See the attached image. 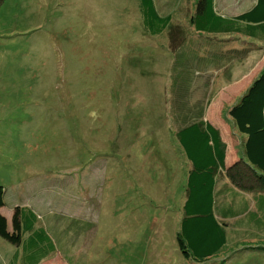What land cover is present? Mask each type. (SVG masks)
I'll return each mask as SVG.
<instances>
[{"label": "rangeland", "instance_id": "obj_1", "mask_svg": "<svg viewBox=\"0 0 264 264\" xmlns=\"http://www.w3.org/2000/svg\"><path fill=\"white\" fill-rule=\"evenodd\" d=\"M193 2L180 0L173 19L186 21ZM217 2L227 16L250 7V0ZM192 37L201 46L204 39ZM237 40L221 47L210 40L216 52L229 50L225 65L208 77L194 72L176 91L173 54L161 36L142 31L135 0H0L2 212L10 217L26 204L39 225L60 231L78 219L86 230L73 237L67 229L66 251L45 264H190L175 243L187 164L174 115L204 106L229 159L238 160L224 112L261 69L264 50ZM76 152L90 157L81 165ZM221 264H264V254Z\"/></svg>", "mask_w": 264, "mask_h": 264}, {"label": "trees", "instance_id": "obj_2", "mask_svg": "<svg viewBox=\"0 0 264 264\" xmlns=\"http://www.w3.org/2000/svg\"><path fill=\"white\" fill-rule=\"evenodd\" d=\"M135 1L142 31L149 36H161L173 54L172 90H179L184 84L188 86L196 71H203L202 75L208 77L210 70L219 68L223 59L228 58L224 55L229 50L216 52L215 49L219 48L207 44L211 43L210 40L215 41L216 47H221L217 43L228 42V45L229 41L225 39L237 38L241 44L247 43L264 50V0H253L248 9L232 16L219 14L215 9V0H194L192 11L184 22L173 19L174 11L167 12L165 8L169 6L170 9L171 5L164 3V0ZM173 2L175 6L172 4V9L173 6L178 9V0ZM192 36L204 39L201 46L194 48ZM208 45L210 47L206 48ZM231 62L228 60L225 67L230 66ZM218 74H215L214 79ZM59 95L63 99L64 92L60 90ZM196 104L198 106L194 108L181 106L177 108V115H174L179 127L173 137L187 164L183 202L175 233L177 251L190 264H221L252 251L264 254V64L224 112L238 136L239 159L250 173L240 172L235 184L242 191H260L256 212L247 214L231 227L218 215L227 214L228 210L221 209L218 196L214 193L218 174L225 170L226 144L218 128L203 117L206 110L204 106ZM65 132L71 141H76L69 128ZM99 141L102 143L103 140ZM76 155L81 165L85 158L90 157L85 155L84 158L80 152H76ZM5 192L0 185V208L5 205ZM68 221L66 229L60 231L50 223L39 225L38 215L31 207L16 205L10 218V229L5 217L0 214V239L15 246L22 244L23 264H39L45 258L66 251L67 229L72 230L73 237L86 231L83 221ZM88 226L87 223L86 229ZM63 256L71 260L67 252ZM221 256L225 258L221 260ZM16 257L15 254L13 258Z\"/></svg>", "mask_w": 264, "mask_h": 264}, {"label": "crops", "instance_id": "obj_3", "mask_svg": "<svg viewBox=\"0 0 264 264\" xmlns=\"http://www.w3.org/2000/svg\"><path fill=\"white\" fill-rule=\"evenodd\" d=\"M162 1V0H161ZM172 0H164V3H170L171 8L169 9V6L166 7L165 9L167 10V12H172L175 11L174 7L175 2L171 3ZM180 0H178V2L176 3L179 4ZM162 4V2H161ZM172 4L173 9H172ZM253 4V0H250V6ZM163 5V4H162ZM180 5V4H179ZM215 5H216V10L219 14L220 11L218 9V5L219 3L217 2V0H215ZM165 9L163 11H165ZM192 11V8L189 10L188 12V16L190 15ZM222 15V14H221ZM235 15V14H234ZM226 16V15H224ZM230 77H226L225 79L228 80ZM230 80V79H229ZM216 79L213 80V85L215 83ZM224 84L229 83L226 81H223ZM210 115H208V112L205 111V114H203V117L205 118V120H207L208 122H210L213 126L217 127L221 138L223 140V142L226 144V156H225V170H222L217 177V182L215 184V188H214V193L215 195L217 194L218 199L221 203V209H227L228 213L227 214H218L219 216H221L225 221H227V223H229V227L234 226L237 222H239V220L242 217H246L247 214L251 213L254 214L257 210L256 207V200L258 199V195L260 194L259 190H253V191H242L240 190V187L237 186V179H238V175L240 174V172L244 171L243 173H246L248 175H250V173L246 170V167H244V165L242 164V162L239 159L238 155H235L236 158L238 159L237 161L235 160H230L229 158V152H228V144L226 139L223 137V134L221 132V130L219 129V127L209 118ZM16 206V205H15ZM14 206V207H15ZM244 208V209H243ZM3 207L0 208V214L3 215L8 223V229H10V218H11V214L10 217H7L3 212H2ZM34 211V210H33ZM13 212V210H12ZM35 212V211H34ZM221 218V219H222ZM237 221V222H236ZM25 237V236H24ZM22 244H19L18 246L12 245L4 240L0 239V264H23L22 263ZM15 254L17 255L16 259H14L13 257L15 256ZM53 256H50L49 258H45L43 259L39 264H45L46 262L50 261L51 258ZM14 259V260H13Z\"/></svg>", "mask_w": 264, "mask_h": 264}]
</instances>
